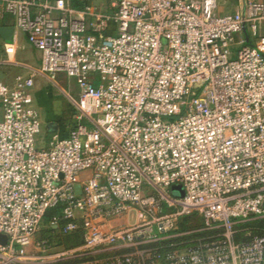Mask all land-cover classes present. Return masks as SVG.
Returning <instances> with one entry per match:
<instances>
[{
	"label": "built area",
	"instance_id": "1",
	"mask_svg": "<svg viewBox=\"0 0 264 264\" xmlns=\"http://www.w3.org/2000/svg\"><path fill=\"white\" fill-rule=\"evenodd\" d=\"M80 1L0 0L41 52L0 81V264H264L238 240L264 218V0ZM59 74L79 93L42 142L35 79Z\"/></svg>",
	"mask_w": 264,
	"mask_h": 264
},
{
	"label": "rangeland",
	"instance_id": "2",
	"mask_svg": "<svg viewBox=\"0 0 264 264\" xmlns=\"http://www.w3.org/2000/svg\"><path fill=\"white\" fill-rule=\"evenodd\" d=\"M43 85V89L41 90L42 92L39 94L41 99L38 100L34 92L32 93L34 96L35 106L41 112L43 120V130L39 139L40 141L45 142L56 130V125L58 126L63 122V119H59V115L57 114H61V116L65 118L71 115L72 109H70V105L72 101L68 98L66 93H69L73 95V97L77 98L79 93V86L76 79L70 78L66 74H59L53 79L46 78L44 79ZM65 101L67 102V105H65L64 107ZM135 221L136 213L135 211H132L130 214L115 219L113 223L115 225H125L133 224ZM182 222V226L184 228L193 226L200 227L202 225L201 219L196 216L191 217L190 219L188 217L183 218ZM40 235L41 231L38 233L37 238H40Z\"/></svg>",
	"mask_w": 264,
	"mask_h": 264
},
{
	"label": "crops",
	"instance_id": "3",
	"mask_svg": "<svg viewBox=\"0 0 264 264\" xmlns=\"http://www.w3.org/2000/svg\"><path fill=\"white\" fill-rule=\"evenodd\" d=\"M89 1L94 5L104 8L108 0ZM237 2V0H221L220 10H235ZM72 5L81 8L83 3L80 0H72ZM1 27L14 28L13 39L11 42H7L0 35V81L13 85L18 75H28L30 74L32 68H38L40 66L41 52L34 48L28 42L27 35L15 26V19L12 15H7ZM7 43L15 46V54L11 58H8L5 51V44ZM44 79H46V77L43 75H38L35 79L33 92L38 100L41 99L39 94L42 92L41 90L44 86ZM65 105H67L66 101L64 102V107Z\"/></svg>",
	"mask_w": 264,
	"mask_h": 264
},
{
	"label": "trees",
	"instance_id": "4",
	"mask_svg": "<svg viewBox=\"0 0 264 264\" xmlns=\"http://www.w3.org/2000/svg\"><path fill=\"white\" fill-rule=\"evenodd\" d=\"M56 209L50 210L45 217V221H48L50 217L56 212ZM245 231H242L238 234V240H248L256 235H264V218H258L255 220H251L245 224L240 226ZM250 235H247V234ZM54 229L49 227L45 228L41 231V238H52L54 237ZM189 238H185L183 240L187 241ZM62 240L67 247L77 246L82 244V232L74 231L72 233L66 234L62 236Z\"/></svg>",
	"mask_w": 264,
	"mask_h": 264
},
{
	"label": "water",
	"instance_id": "5",
	"mask_svg": "<svg viewBox=\"0 0 264 264\" xmlns=\"http://www.w3.org/2000/svg\"><path fill=\"white\" fill-rule=\"evenodd\" d=\"M13 33H14V28L13 27H0V35L7 41L11 42L13 39ZM50 125V124H49ZM48 125V126H49ZM57 129V125H56ZM181 186H174L173 189L180 188ZM181 195H184V192L181 193ZM2 241H5L6 237L1 236Z\"/></svg>",
	"mask_w": 264,
	"mask_h": 264
}]
</instances>
